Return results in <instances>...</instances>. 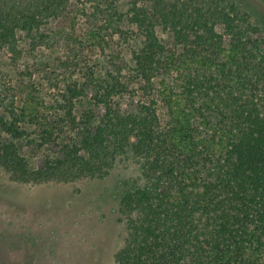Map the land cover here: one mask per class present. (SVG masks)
<instances>
[{
  "label": "trees",
  "instance_id": "1",
  "mask_svg": "<svg viewBox=\"0 0 264 264\" xmlns=\"http://www.w3.org/2000/svg\"><path fill=\"white\" fill-rule=\"evenodd\" d=\"M69 2L0 0V49L17 51L18 31L45 43L40 25ZM97 2L100 30L131 31L130 65L109 54L99 76L82 68L54 93L30 84L19 106L3 102L0 166L68 182L134 163L114 264H264V20L234 0Z\"/></svg>",
  "mask_w": 264,
  "mask_h": 264
},
{
  "label": "rangeland",
  "instance_id": "2",
  "mask_svg": "<svg viewBox=\"0 0 264 264\" xmlns=\"http://www.w3.org/2000/svg\"><path fill=\"white\" fill-rule=\"evenodd\" d=\"M234 1L249 12L253 21L262 24L264 0ZM96 4L97 0H70L65 10L69 17L49 18L40 25L39 32L47 35L45 43L34 48L31 45L37 40L18 31L17 51L0 49V113L4 111L3 102L13 101L19 106L30 84L54 93L62 87V80L81 81L84 71L99 76V66L109 62V54L120 52L130 65L127 52L132 44L131 31L122 27L120 37L100 30ZM215 28L224 34L222 25ZM261 32L259 36L264 34ZM223 38L229 40L226 35ZM64 61L69 66L59 69ZM121 74L124 80L130 76L125 70ZM136 84L140 85L139 81ZM140 97L141 92L134 98L125 95V101L135 102ZM81 109L77 101L76 115ZM156 109L163 123L161 102ZM44 152H36L37 157ZM29 164L35 165L32 157ZM137 175L136 165L129 161L101 179L22 182L0 166V264H114V253L125 236L118 219L120 195L125 184Z\"/></svg>",
  "mask_w": 264,
  "mask_h": 264
}]
</instances>
